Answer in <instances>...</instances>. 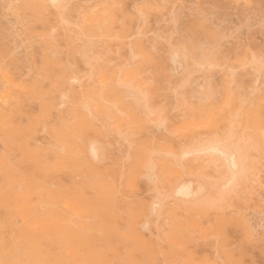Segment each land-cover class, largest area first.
I'll list each match as a JSON object with an SVG mask.
<instances>
[{
  "label": "rangeland",
  "instance_id": "rangeland-1",
  "mask_svg": "<svg viewBox=\"0 0 264 264\" xmlns=\"http://www.w3.org/2000/svg\"><path fill=\"white\" fill-rule=\"evenodd\" d=\"M26 1L0 0L16 82L52 55V80L72 70L78 82L130 86L125 99L141 121L106 116L90 133L118 198L111 243H95L101 264H264V0H64V23L51 3L38 14ZM18 103L26 126L39 104L13 91L0 109ZM63 117L53 110L33 142H48Z\"/></svg>",
  "mask_w": 264,
  "mask_h": 264
},
{
  "label": "bare ground",
  "instance_id": "bare-ground-1",
  "mask_svg": "<svg viewBox=\"0 0 264 264\" xmlns=\"http://www.w3.org/2000/svg\"><path fill=\"white\" fill-rule=\"evenodd\" d=\"M48 3L55 6L59 22L64 23V0H27L25 6L40 14ZM99 22L107 28L103 16ZM33 35V31L28 33V39ZM42 39L49 48L55 47L51 35L43 34ZM54 58L46 54V68L36 70L29 83L18 84L8 52L0 45V99L10 101L17 91L40 107L39 115L29 116L26 126L20 120L25 114L20 103L0 109V211L5 218L0 232L11 236V242L4 235V240L0 238V264H101L102 252L95 243H111L116 232L117 190L104 181L112 168L101 169L100 163L108 158L90 133H100L99 125L106 116L127 126L140 124L137 111L125 99L132 95L131 87L113 81L100 86L78 82L80 77L72 70L52 80L50 68L59 65ZM60 108L64 117L50 129L49 141L34 143L30 133ZM142 156L149 159L147 151ZM64 173L71 176V186L60 180Z\"/></svg>",
  "mask_w": 264,
  "mask_h": 264
}]
</instances>
